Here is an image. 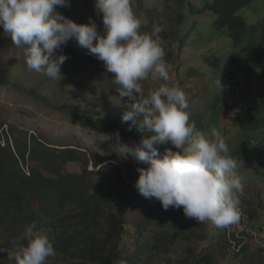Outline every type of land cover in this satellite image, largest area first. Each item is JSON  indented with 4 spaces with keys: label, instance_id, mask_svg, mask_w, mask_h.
<instances>
[{
    "label": "rangeland",
    "instance_id": "374dc122",
    "mask_svg": "<svg viewBox=\"0 0 264 264\" xmlns=\"http://www.w3.org/2000/svg\"><path fill=\"white\" fill-rule=\"evenodd\" d=\"M168 1H173L171 6L168 5ZM174 1L176 0H131V7L141 22V32H148L145 28L149 26L147 12L151 13L150 18L154 20V24L164 26V31L160 35L163 38L164 59L170 77L173 81L179 82L189 97L190 122H194L197 129L208 132L211 127L217 125V122L210 120V102L216 92V89L210 87V84L217 80L218 71L207 67L203 60L205 54L208 53L224 58L226 54L233 52V49L231 42L223 32L224 30L220 31L223 34L213 32V29V31L209 30L210 27L213 28L212 20L209 17L212 15L193 16L192 19H195L196 25L199 24L197 29H191L195 24H191L193 27L187 25L182 30L177 29L178 23L171 20L170 17L171 11L177 10L178 2ZM193 1L198 7H202L203 0ZM153 8L159 9V12L156 13L158 16L152 11ZM136 9L141 11V15L136 13ZM55 10L77 23H87L91 18L96 22L98 31L103 28L102 20L96 11L83 9L80 0H70L69 7L58 6ZM238 15L246 23L255 24L264 16V1L251 2L243 7ZM170 29L172 30L168 31ZM173 29L176 30L175 35H173ZM177 36H181L183 40V46L179 49H176L175 43ZM71 43L76 44L75 40H70L67 44L71 45ZM79 50L78 46L75 53L77 62L74 59L73 65L67 69H63V64L60 69L63 77L56 81L28 70L23 47L17 48L11 37L5 35L3 28L0 27V78L8 82L7 84L0 83L1 145L4 146L8 139L13 149L15 138L24 141L25 139L29 140L31 136L35 139L34 146L44 151L73 148L81 159L87 161L86 170L93 183L97 178V173L91 163L94 156L114 154L125 161V173L131 174L135 166L139 167L145 164L131 154V150L139 142L125 139L121 133H119L118 139L116 135L100 134L92 127L82 124L71 112L55 109L54 105L67 103L89 115H115L118 117H122L126 110L125 101L127 98L119 99L115 85L112 84L113 74L106 71L102 61L87 54L86 49L83 50L84 54L82 55ZM259 68L264 69V58L261 60ZM140 83L146 94L149 90L157 88L162 81L156 80L150 75L147 80ZM33 89L34 93L38 94L37 96L30 93ZM39 95L48 98L50 102L44 103ZM226 120L229 121V126L221 134L232 148L237 147L245 138L235 125L232 113L226 115ZM132 126L137 128L133 124ZM165 147H172V145L168 143L163 148L159 147L161 153ZM36 156L39 154H34L33 158L28 159L27 164L24 165L26 173L31 167L44 171L42 163L36 159ZM80 166L70 163L67 165V169L77 172L81 169ZM237 172L243 184L246 198L251 202L259 200L264 202V171L255 163L239 161ZM44 173L46 172L44 171ZM104 189V187L99 189L103 200L106 199ZM136 195L138 201L133 200L130 203L131 207L124 214L121 237L114 242L118 257L112 264H191V257H194L198 252L203 251L204 253L205 250L214 247L216 237H213L214 241L211 239L214 235L211 232L213 225L209 222L199 224L194 219L186 218L190 223L189 229L203 234L207 239L206 242L196 243L194 240L176 237L169 245L167 252L156 253V250L152 248L155 244L154 235L164 230L172 231L171 228H168L169 220L152 217L145 210L150 199H146L140 194ZM138 203H142L143 206L141 207ZM242 212L240 209V215ZM258 213L259 227L252 228L254 224H249L246 215L243 214L237 223L220 228V230L222 233L225 232L227 239L239 240V247L245 246L250 253L258 252L259 248L264 250V208L260 210L258 208ZM45 223L42 221L36 231L47 234L49 238L54 236L53 232L59 233L60 226L56 225L53 230ZM26 228L27 226L18 233L16 238L10 236L8 229H0V264H14L9 260L8 255L20 244H23L22 238ZM102 236L104 235L102 234ZM230 250L237 251L238 246L233 243ZM260 257L264 260V254ZM68 259L69 257L55 251V255L49 257L46 264H68L69 262L82 264L80 260ZM242 262L243 256L234 259L229 255L221 257L218 254H215L212 260V264H240Z\"/></svg>",
    "mask_w": 264,
    "mask_h": 264
},
{
    "label": "trees",
    "instance_id": "16d2710c",
    "mask_svg": "<svg viewBox=\"0 0 264 264\" xmlns=\"http://www.w3.org/2000/svg\"><path fill=\"white\" fill-rule=\"evenodd\" d=\"M253 1L257 0H203L202 7H198L193 0H176L174 2H178L177 10L171 11L170 17L178 23L176 28L182 30L191 24H195L191 29H197L199 24L196 25L193 16L212 15L209 17L213 28L210 27L209 30H224L233 52H229L224 58L208 53L203 60L207 67L218 71L217 79L220 78L224 86L219 95L216 90L210 102V120L217 122L216 127L223 132L229 126L226 115L232 113L233 121L245 140L233 148L226 142L231 155L237 163L252 162L264 171V154H261L264 152V69L259 68L264 58V16L255 24H248L238 15L243 7ZM80 2L83 9L95 10L94 0ZM171 3L173 1H168L169 6ZM152 11L158 16V8H153ZM136 13L141 15L139 9H136ZM147 15L149 26L145 28L151 32L154 20L150 18V12H147ZM173 31L175 35L176 30ZM175 43L176 49L182 47V37L177 36ZM77 48L76 44L71 43L59 50L67 56L63 69L72 66L74 59L77 62ZM79 49L81 55L84 54V48L79 46ZM0 83L8 82L0 78ZM30 93L38 95L34 93V89ZM40 98L44 103L50 102L43 95ZM54 106L57 110L71 112L82 124L92 127L100 134L121 133L123 138L137 142L142 135L148 134L134 128L130 121L123 122L122 117L89 115L67 103ZM34 144L35 139L31 136L29 140L24 141L15 138L12 149L8 139L4 146L1 145L0 135V229H8L10 236L16 238L22 229L33 222H36V230L42 221L53 230L58 225L61 227L58 234L51 229L54 233L51 239L55 251L70 260H80L82 264H112L118 257L114 242L121 237L124 214L131 207L133 200L138 201L136 194L139 193L134 187L139 175L137 169L147 165L135 166L131 174H126L125 161L114 154L94 156L91 163L97 178L93 183L86 170L87 161L81 159L75 149L67 147L44 151ZM34 154H39L36 159L40 160L47 174L32 167L27 173L24 171V165ZM70 163L81 165V169L77 172L68 170L67 165ZM101 187L105 188L104 200L99 191ZM138 204L143 206L142 203ZM33 205L36 207H32ZM258 208L263 209L264 202H251L242 198L241 215L245 214L249 224H254L252 228L259 227L260 224ZM145 210L154 218L168 219V228L172 230H164L154 235L155 244L152 248L156 253L167 252L176 237H184L196 243L206 242L203 234L189 229L190 223L182 208L178 210L170 207L164 210L161 202L152 198L148 200ZM211 229L214 234L211 239L214 241L216 237L214 247L191 257V264H212L215 254L221 257L229 255L234 259L243 256V262L240 264H264L263 258L260 257L264 254L262 248H259L256 254L250 253L245 246L239 247V240L227 239L225 232L222 233L220 228L212 226ZM22 241L23 244L27 243L23 238ZM233 243L238 246L237 251L230 250Z\"/></svg>",
    "mask_w": 264,
    "mask_h": 264
},
{
    "label": "clouds",
    "instance_id": "9594fccd",
    "mask_svg": "<svg viewBox=\"0 0 264 264\" xmlns=\"http://www.w3.org/2000/svg\"><path fill=\"white\" fill-rule=\"evenodd\" d=\"M58 6L69 7L70 0H0V27L17 48L23 47L28 70L59 81L67 60L59 50L75 40L113 74L119 99L127 98L122 121L148 133L131 150L147 165L137 169L138 193L156 198L164 210L182 208L186 218L199 224L224 228L237 223L246 198L237 161L217 127L204 132L190 122L189 97L171 79L164 59V26L154 24L151 32H141L131 0H94L100 31L91 18L77 23L57 12ZM150 75L162 83L145 94L140 82ZM210 87L218 95L224 88L220 78ZM169 142L173 147L161 153L159 146ZM23 239L27 243L8 255L14 264H46L55 255L52 239L36 231V222L27 226Z\"/></svg>",
    "mask_w": 264,
    "mask_h": 264
}]
</instances>
